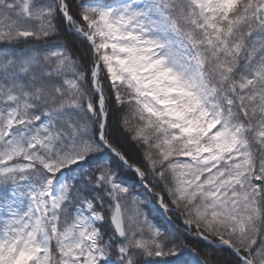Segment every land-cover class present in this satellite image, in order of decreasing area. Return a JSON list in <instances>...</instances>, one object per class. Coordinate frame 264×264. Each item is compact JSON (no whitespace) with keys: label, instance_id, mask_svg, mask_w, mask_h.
I'll use <instances>...</instances> for the list:
<instances>
[{"label":"snow or ice","instance_id":"1","mask_svg":"<svg viewBox=\"0 0 264 264\" xmlns=\"http://www.w3.org/2000/svg\"><path fill=\"white\" fill-rule=\"evenodd\" d=\"M0 264H264V0H0Z\"/></svg>","mask_w":264,"mask_h":264}]
</instances>
